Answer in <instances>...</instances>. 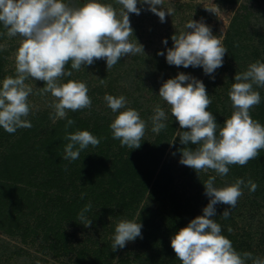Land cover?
<instances>
[{"label":"clouds","instance_id":"9594fccd","mask_svg":"<svg viewBox=\"0 0 264 264\" xmlns=\"http://www.w3.org/2000/svg\"><path fill=\"white\" fill-rule=\"evenodd\" d=\"M164 3L165 0H114V3L84 0L77 5L71 0H0V24L8 38H20L13 53L15 75L5 76L0 81V128L14 134L18 129L32 127L28 117L35 106L29 97L34 93L50 95L52 100L47 102V107L52 109L51 118L66 120V130L73 126L75 121L67 118L68 112L91 110L92 100L86 82L69 79L65 83L63 78L71 77L72 70L85 69L98 60L106 62L108 71L122 58L145 57L144 46L134 38L129 14L140 15L138 4L147 5V10L164 23L166 16L176 12L174 7L165 9ZM202 6L215 16L221 12L213 0ZM170 39L172 47L157 52L165 57L168 65L201 67L212 79L215 71L223 66L228 51L203 17L199 21L190 19ZM162 44L166 46L168 40L163 39ZM6 48V44H0V51ZM69 62L71 70L66 69ZM95 78L100 85H107L105 78ZM36 80L42 81L44 86L36 88L33 83ZM233 80L227 93L232 111L222 125L217 124L216 117L208 111L212 100L204 83L182 72L164 80L159 87L158 96L166 102L168 112L156 104L148 121L141 118L138 110L127 106L124 95L106 93L103 97L107 107L116 114L109 129L121 147L138 149L149 121L151 131L159 134L169 127L166 121L170 113L179 129L168 143L173 145L179 137V143L184 145L179 149V163L193 169L197 175L215 173L203 182L204 195L209 198L203 214L191 219L170 237V246L181 264H248L249 261L264 264V258L247 251L238 252L222 235L221 225L213 219L217 204L228 206L220 215L227 218L229 209L234 208L244 194V188L250 193L258 188L253 180L242 178L217 187V176L226 177L231 165L245 166L264 150V125L251 115L261 102L257 89L264 88V62L250 63L245 71L236 72ZM65 139L68 142L63 149V159L69 162L79 160L81 152L89 146L100 144V139L87 130L66 131ZM189 144L196 147H188ZM84 195L82 193L81 198ZM91 211L89 202L77 214L80 224L86 228L92 225L87 215ZM137 215L138 220L119 219L116 222L111 236L112 251L142 238L143 225L139 222L140 213Z\"/></svg>","mask_w":264,"mask_h":264},{"label":"trees","instance_id":"16d2710c","mask_svg":"<svg viewBox=\"0 0 264 264\" xmlns=\"http://www.w3.org/2000/svg\"><path fill=\"white\" fill-rule=\"evenodd\" d=\"M71 2L80 5L84 0H71ZM100 2L114 3V0H100ZM233 21L235 20H232V26H234ZM172 33L166 36L167 48H170L169 39ZM234 36L235 34L231 33L226 37V46L231 42L235 46ZM233 45L231 47H234ZM123 61L121 60L107 71L106 62L98 60L85 69L72 70L71 77L63 78L65 83L69 79L86 82L89 88L88 95L92 100L91 110L68 112L67 118L73 119L75 124L67 130L65 129L66 120L54 121L51 118L52 109L47 107L46 102L51 101L52 97L35 93L30 96L33 100L31 103L35 107L33 114L28 117L32 127L18 129L14 134H9L0 128V231L24 243H28V240L36 242L37 237H41L42 241L50 238L46 244L41 242V249L48 247L51 250L49 254L57 256L61 251H69L71 242L64 231L54 227L62 224L63 219L78 223V212L90 202L92 211L87 215L92 219V225L87 228L83 226L86 232L90 233L85 238L87 245L83 244L78 249L75 264H107L113 259L115 264H181L167 238L185 227L191 219L202 215V209L206 205L194 207L192 201L194 195L190 196L179 191L173 182L163 189L161 193L163 196L157 201L155 209L150 207L153 200L148 202V207L141 206L140 202L146 194L148 184L152 187L156 186L155 183H161L163 179L172 180L170 170L166 167L159 168L158 165L165 158L164 148L161 145L164 142L167 143L170 137L174 136L175 130L179 129L177 121L168 119L166 123L169 127L161 130L159 134L151 131L150 123L148 127L150 135L145 134L138 149L121 147L118 141L112 138L109 129V124L116 114L111 112L103 99L106 93L114 96H127V106L138 110L140 116L147 119L153 113L145 114L148 106L146 103H141L140 96L145 97L147 93L140 91H152L150 89L157 81L153 80L148 83L147 77L153 73L157 63H162L159 68L163 67L165 60L160 61L158 56L153 55L136 58L129 64ZM122 62L123 64H120ZM66 69L71 70L70 62ZM193 69H198V67L184 68L182 73L187 74ZM142 70L145 72L144 75ZM94 76L105 78L107 85H100ZM0 78L4 77L0 75ZM207 78L204 83L206 86L209 85ZM224 82L229 85L225 94L226 99L229 100L227 93L230 85L235 81L230 77ZM33 83L36 88L44 86L42 81L36 80ZM136 91H139V94H135ZM155 104L157 103L154 102ZM95 105L101 106L98 108ZM255 107L256 112L253 113L252 118L258 117L257 121L264 125V98ZM213 115L217 118L219 113L214 112ZM220 121L221 119H218V122ZM76 130L90 131L100 139V144L97 147L89 146L81 152L79 160L69 162L63 159V149L68 142L65 134L66 131L70 133ZM175 143L172 145L175 148L184 147L179 143V137H176ZM188 147L194 149L196 146L189 144ZM187 169H183L185 175L186 172L192 173V169L189 167ZM111 171L112 174H109L111 177L107 181L104 180ZM73 174L75 175L70 182L79 189L74 195H70L67 203H63L61 200L66 198V189L59 192V186L68 187L64 181L71 178ZM211 174L207 173L206 176ZM58 175L61 176L59 183L56 179ZM100 175H103V179L99 177ZM219 178L221 181L218 182L221 187L224 186L221 183H232L236 178H242L245 181L253 180L258 184V188L253 193L244 188L246 199L243 203L252 207L255 205L264 207V150H261L256 160L249 161L245 166L231 165L228 175ZM198 182L199 186L195 192L200 193L204 187L202 181ZM101 184L112 185L113 192L102 190ZM82 193H85L83 198H81ZM125 212L127 219L130 220H138L137 214L140 213L139 221L142 220L140 223L143 225L142 238H137L123 249L112 251L111 236L114 234L116 222L126 217ZM4 214L7 216L4 217ZM240 214L242 213L239 212L238 215ZM219 217L220 213H216L213 219L219 223ZM154 218L158 219L157 224ZM160 218H164V224L159 223ZM221 218L223 223L225 222L224 227H221L222 235L232 242L238 252L247 251L253 256L264 258V230H261L262 236H259L256 242L251 235L259 227L256 229L254 225H250L242 232L241 242H237L228 234V229H232L234 224L229 222V220L233 221L231 211L227 218L222 216ZM48 219H53L52 225L49 224ZM251 227L255 229L254 232L250 229ZM40 228L44 235L38 231ZM52 228H54L53 231H51ZM160 229L161 233L156 236L155 231ZM101 232H103L101 236L93 238ZM88 242L91 245H88ZM14 251L17 255L19 252L22 254L17 243L0 238V256ZM45 261L54 264L49 259ZM248 264H251V261Z\"/></svg>","mask_w":264,"mask_h":264},{"label":"rangeland","instance_id":"374dc122","mask_svg":"<svg viewBox=\"0 0 264 264\" xmlns=\"http://www.w3.org/2000/svg\"><path fill=\"white\" fill-rule=\"evenodd\" d=\"M213 2L217 4L221 9V12L217 14V16L204 10V7L202 5L208 4L209 0H165L163 7L165 9L168 7H174L176 9V12L173 16H166L164 23H161L159 21V18L155 14L147 10V5L141 6L138 4V7H141L140 15H135L130 13L129 16H130L131 26L134 29V38L137 39L138 42L144 46L145 57L156 55L158 56L160 61L165 60V57L157 55V52L165 51L164 49H166V47L168 46V44L166 46L162 44V40L166 39V36L170 32H173L172 33L173 35L175 32H179L180 30H182L186 22L189 21L190 19L199 21L201 17H203L204 22L211 27L213 34L219 36L222 39V43L228 52L224 56L223 66L218 68L213 74L214 79L204 74L203 69L201 67H198V69H193L187 73L197 78L198 80L202 81L203 83L206 82V78L208 76L207 79H209V85L206 86L204 84L206 86L207 93L212 100V103L209 106L208 111L212 112V114H214V112H218L219 116L216 118V122L217 124L222 125L224 119L230 117L231 114L230 112L231 102L230 100L226 99L225 96L226 89L229 85L227 82L224 81H227L230 77L233 78L236 72L245 71L248 65L250 63L255 62L256 60H261L262 62H264V0H213ZM114 6L119 7L118 5H114ZM232 20H235L233 21L234 26H232ZM231 33L235 34L234 37L236 40V44L234 46L233 43L231 42V44L229 43V45L226 46V42H225L226 37ZM19 39H20L19 37L8 38L6 35V30L3 28L2 24H0V44L7 45L6 50L0 51V75H2L3 77L15 75V60L13 57V53L15 52L16 48L19 45ZM169 41H170L169 45L170 47H172L171 39H169ZM231 45H233L234 47H231ZM141 57L145 58L142 55H134V56H128L122 58L121 60H124L123 61L124 63L127 62L129 64L131 61L136 60V58L139 59ZM123 62L120 64H123ZM157 64L158 65L156 68H154L153 73L151 75H148L147 77L148 83L149 81H153V80L157 81V83L153 85L152 88L150 89L152 91L150 92H148V90L140 91L147 93L146 94L147 96L145 97L140 96L141 103H146V106H148L147 110L145 111L146 115H148L149 113H153L152 111L153 107L156 105V104L154 105V102L160 104L161 107H163L165 111L168 112V106L166 102H163L158 96L159 87L161 86L164 80L175 77L178 72H182V69H184L183 67L168 65L166 63V60H165V64L161 68H159V66L162 65V63L161 64L157 63ZM125 66L126 65H124V67ZM142 72L144 75L145 72L143 70ZM2 80L3 78L2 79L0 78V81ZM27 83H31V81H27ZM257 90L260 92L261 98L263 99L264 88H260ZM135 94H139V91H136ZM29 101L30 102L33 101L31 97H29ZM100 106L101 105H95V107L98 108ZM254 112H256V107H254V109L251 112L252 116ZM148 118L149 117H147V119L145 120L148 121ZM257 118L258 117L255 118L253 117V119L258 120ZM169 119L175 120L174 117H171L170 113H169ZM218 119H221V121L218 122ZM149 126H150V121L148 123V127ZM178 127L179 124L177 122V128ZM146 134L150 135L148 129L146 130ZM172 138L170 137L167 143L164 142V144L161 145V147L164 148V156L166 159L165 158L162 159L160 164L158 165L159 168L166 167L170 170L171 172L170 175L172 177V180L163 179L161 183H155L156 186H152V187L151 184H148V187L146 189V194L144 198L140 201L141 206L143 205L148 207L149 206L148 202L150 203L151 202L150 200H153V204H151L150 207L155 209L157 207L156 206L157 201H159V199L163 196L161 195L163 189H166L167 184L173 182V184L179 189V191H183L190 196L194 195V198H192L194 207H199V206L204 207L205 205H207L209 198L206 195H204V188L200 193L195 192V189L199 186L198 181L204 182L208 178L206 176L207 173H199L197 175V173L192 169V173L186 172L185 175L183 173V169L185 168L186 170H188L187 169L188 167L179 163L180 160L179 149L181 148L178 147L175 148L174 146L169 145L168 142H170ZM118 144H120L119 141ZM177 145L179 146L178 143ZM114 149H110V150H114ZM173 153H175V155H173ZM208 173H212L213 175H215V173L211 171H209ZM109 174H112V171L108 173V177L107 178L105 177L104 180L107 181V179L111 177V175ZM74 175L75 174H73L71 178H68L67 180L64 181V183H66L68 187H64L63 185L59 186V190H58L59 192L66 189L65 191L66 198L61 200L63 203H67L69 201L70 195H74L76 191L79 189L78 186L74 187V185L70 182V180L74 177ZM99 177L103 179V175H100ZM60 178H61L60 175L56 176L58 183L60 182ZM153 179L154 178H152V180ZM218 181L221 180L217 176L216 186L221 187ZM223 184L225 183H221V185ZM101 186H102L101 188L102 190L104 189L107 192H113L112 185L108 184L104 186L103 184H101ZM245 199L246 197L243 194L241 198L238 200L236 206L234 208L229 209V211H231V216L233 217V221L231 222L229 220V222L234 224L231 231H228V234L232 236L233 239H235L237 242L238 241L241 242L240 239L243 237L242 232L245 231L246 228L249 227L250 225H254L255 228L259 227V229L256 228L257 231L253 233L251 236H253V240L254 241L256 240L257 242L258 237L262 236L263 232H261V230H264V207H258L256 205L252 207L247 205V203L244 204L243 202ZM51 206L53 207L52 203ZM227 207L228 206L224 204H217L215 206L216 213H220L221 215V213ZM239 212L242 213L240 214V216L238 215ZM49 213L50 212L48 211V214ZM6 216L4 214V217ZM125 216L126 217L123 218L127 219L126 212H125ZM110 218H108V220ZM154 219H155V224H157L158 219L157 218ZM48 220H49V224L52 225L53 219H48ZM218 222L221 225V227L222 226L224 227L225 222L223 223L221 216L219 217ZM61 223L62 224H59L57 227L54 228H59L60 230L66 233V236L71 242L69 251H61L59 254H57V256H52L49 254L51 250L48 247L41 249V245H40L41 242H44V244L48 243L50 241V238H48L46 241H42L40 239L41 237L40 238L37 237L36 242L25 240L28 243H24L0 231V238L4 240H8L11 243L13 242L17 243L18 247H20V250L22 251V254L19 252L18 255L16 251L12 253H7L6 255L5 254L1 255L0 264H50L46 262L45 259H49L54 264H75V260L77 259L78 249L83 244H86L85 238L88 236V233L90 232H86V229L83 227L82 224H80L79 221L78 223H73L71 220L65 221V219H63ZM159 223L164 224L165 223L164 218H160ZM158 225L160 226V224ZM41 228L38 231L42 235H44V232H42ZM54 228H52L51 231H53ZM250 229L253 228L251 227ZM254 230L255 229H253V232ZM160 231L161 229L159 231L158 230L155 231L156 236H158V234L161 233ZM102 234L103 232H101V234L97 235L96 237L93 234L94 236L93 238L96 239ZM170 237L171 235L167 238L168 239L167 241L169 242H170ZM130 243L131 242H129L128 244ZM252 244L254 245V243ZM88 245H91V243L88 242ZM107 264H115V260L113 259L110 263Z\"/></svg>","mask_w":264,"mask_h":264}]
</instances>
